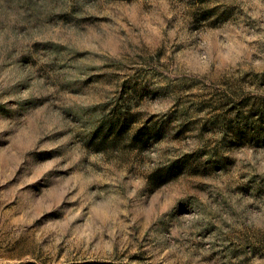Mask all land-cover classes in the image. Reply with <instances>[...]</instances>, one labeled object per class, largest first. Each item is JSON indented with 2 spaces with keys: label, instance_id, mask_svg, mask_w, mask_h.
<instances>
[{
  "label": "rangeland",
  "instance_id": "1",
  "mask_svg": "<svg viewBox=\"0 0 264 264\" xmlns=\"http://www.w3.org/2000/svg\"><path fill=\"white\" fill-rule=\"evenodd\" d=\"M0 264H264V0H0Z\"/></svg>",
  "mask_w": 264,
  "mask_h": 264
}]
</instances>
